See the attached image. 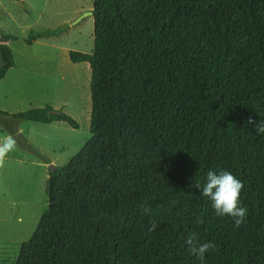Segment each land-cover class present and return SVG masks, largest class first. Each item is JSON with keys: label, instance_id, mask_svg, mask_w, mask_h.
<instances>
[{"label": "trees", "instance_id": "trees-1", "mask_svg": "<svg viewBox=\"0 0 264 264\" xmlns=\"http://www.w3.org/2000/svg\"><path fill=\"white\" fill-rule=\"evenodd\" d=\"M92 17L93 50L70 56L89 63L79 112L93 134L49 168L47 209L9 264H264V134L246 123L264 120V0H96ZM8 118L79 122L51 106ZM210 169L244 184L238 228L195 188ZM192 232L215 245L203 262Z\"/></svg>", "mask_w": 264, "mask_h": 264}, {"label": "rangeland", "instance_id": "rangeland-1", "mask_svg": "<svg viewBox=\"0 0 264 264\" xmlns=\"http://www.w3.org/2000/svg\"><path fill=\"white\" fill-rule=\"evenodd\" d=\"M95 1L0 0V33L26 37L30 31L41 28H62L65 33L61 32L59 41L72 44L75 51L90 53L93 50V17L85 12L92 9ZM77 72L80 75L78 96L73 104L57 109L76 121L78 118V128L0 115V139L8 134L16 141L15 148L7 153L0 166V264L16 259L20 244L30 238L47 209L44 187L50 164L64 165L93 134V120L85 126L79 112L83 103L84 74L79 68Z\"/></svg>", "mask_w": 264, "mask_h": 264}, {"label": "crops", "instance_id": "crops-1", "mask_svg": "<svg viewBox=\"0 0 264 264\" xmlns=\"http://www.w3.org/2000/svg\"><path fill=\"white\" fill-rule=\"evenodd\" d=\"M62 33L37 38L30 45L25 43V36L7 35L11 38L7 44L13 53L14 64L0 79V112L4 116L45 106L57 109L73 104L80 85L77 65L87 61L71 59L72 44L57 39ZM57 121L46 125L63 126ZM64 125L69 126L66 122ZM18 129L20 131L19 123Z\"/></svg>", "mask_w": 264, "mask_h": 264}, {"label": "clouds", "instance_id": "clouds-1", "mask_svg": "<svg viewBox=\"0 0 264 264\" xmlns=\"http://www.w3.org/2000/svg\"><path fill=\"white\" fill-rule=\"evenodd\" d=\"M246 123L253 126L257 134H264V120L256 122L249 116ZM15 145L16 141L11 135L0 139V166H3L4 157L15 148ZM195 188L211 202L217 216L231 217L237 228L244 223L248 215L247 207L241 206L240 203L244 184L231 171L210 169L205 174L203 182H197ZM139 207L145 216L150 215V209L147 206ZM198 223L202 224L203 220H198ZM157 227V223L151 221L148 231L153 232ZM184 245L188 253L201 262L204 261L205 254L215 248L211 241L201 242L199 235L195 232L185 237Z\"/></svg>", "mask_w": 264, "mask_h": 264}, {"label": "water", "instance_id": "water-1", "mask_svg": "<svg viewBox=\"0 0 264 264\" xmlns=\"http://www.w3.org/2000/svg\"><path fill=\"white\" fill-rule=\"evenodd\" d=\"M86 15H91L92 16V9L85 12ZM78 20V19H77ZM3 66V61H0V67ZM50 166H53L52 164H50Z\"/></svg>", "mask_w": 264, "mask_h": 264}]
</instances>
